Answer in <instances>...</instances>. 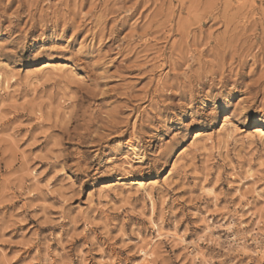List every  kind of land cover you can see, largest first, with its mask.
I'll list each match as a JSON object with an SVG mask.
<instances>
[{
    "label": "rangeland",
    "instance_id": "obj_1",
    "mask_svg": "<svg viewBox=\"0 0 264 264\" xmlns=\"http://www.w3.org/2000/svg\"><path fill=\"white\" fill-rule=\"evenodd\" d=\"M258 128L264 0H0V264H264Z\"/></svg>",
    "mask_w": 264,
    "mask_h": 264
},
{
    "label": "bare ground",
    "instance_id": "obj_2",
    "mask_svg": "<svg viewBox=\"0 0 264 264\" xmlns=\"http://www.w3.org/2000/svg\"><path fill=\"white\" fill-rule=\"evenodd\" d=\"M53 64H51V63H48V64H45V65H43L42 67H48V66H52ZM262 128V127H261ZM261 128H258V134L260 135V136H264V129H261ZM201 133V132H200ZM200 133L199 134H196V136H198V135H200ZM134 145V144H133ZM134 151V150H133ZM136 183H138V185L140 186V187H142L143 186V182H136ZM116 184V183H115ZM122 185V184H121ZM146 185V184H145ZM145 188V187H144ZM149 193V196H150V198H151V200H153L152 199V195H151V193L150 192H148ZM157 227V226H156ZM160 232V231H159ZM160 233H162V232H160ZM157 236H158V234H157ZM159 236H160V234H159ZM163 236V235H162ZM181 240H183V239H181ZM149 248V247H148ZM152 253V249H148V254H151ZM133 264H138L137 262H134Z\"/></svg>",
    "mask_w": 264,
    "mask_h": 264
}]
</instances>
